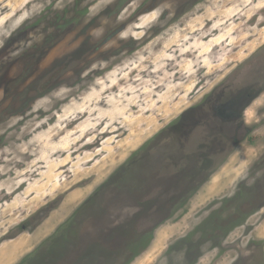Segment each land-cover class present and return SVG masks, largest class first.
Instances as JSON below:
<instances>
[{
  "label": "rangeland",
  "instance_id": "rangeland-1",
  "mask_svg": "<svg viewBox=\"0 0 264 264\" xmlns=\"http://www.w3.org/2000/svg\"><path fill=\"white\" fill-rule=\"evenodd\" d=\"M263 44L264 0H0V256L264 264V129L206 184L183 170L126 200L120 179L176 157L181 120Z\"/></svg>",
  "mask_w": 264,
  "mask_h": 264
},
{
  "label": "flooded vegetation",
  "instance_id": "flooded-vegetation-1",
  "mask_svg": "<svg viewBox=\"0 0 264 264\" xmlns=\"http://www.w3.org/2000/svg\"><path fill=\"white\" fill-rule=\"evenodd\" d=\"M244 63L243 66L241 63L236 64L231 69L229 79L215 84L212 96H203L200 99L197 105L199 111L195 117L187 114L189 116L181 120L187 130L181 143L173 135L167 141L168 146L173 145L176 148L174 151L177 153L176 157L173 153L167 154L164 157L166 164L153 167L144 165L150 164V155L146 154L138 165H134L136 169L132 168L137 172L132 181L120 178L122 185L124 182L132 186L126 200L158 198L160 195L157 197V194L161 191L158 189L153 192V188L156 189L153 187L156 180L158 184H165L167 179L175 177L183 170L191 182L206 184L232 157L242 152L241 148L245 144L255 141L253 135L264 129V44L257 53L246 57ZM219 84L221 86H218ZM256 103L258 106L254 107ZM250 111L255 118L254 121H248ZM261 140L263 141L260 142L264 143V138ZM135 157L136 155L133 158ZM259 161L260 167H264V151L260 155V160L255 163L259 165ZM169 165L179 169L171 172L168 170ZM161 171H165L164 175H161ZM195 171L200 175L194 176ZM259 183L261 182H255L256 193L253 195L256 200L264 199V186L258 188ZM155 205V202L151 203L149 213ZM250 209L252 208L249 207L248 210Z\"/></svg>",
  "mask_w": 264,
  "mask_h": 264
},
{
  "label": "bare ground",
  "instance_id": "bare-ground-1",
  "mask_svg": "<svg viewBox=\"0 0 264 264\" xmlns=\"http://www.w3.org/2000/svg\"><path fill=\"white\" fill-rule=\"evenodd\" d=\"M181 78V77H180ZM101 172V171H100ZM100 172H98L99 174H100ZM77 177V176H76ZM80 193V192H79ZM79 193H73L70 197H69V199L67 200V202H66V206L64 207V208H68L69 206H71V204L73 203V202H75V200H77L78 198H80L81 197V195H82V192H81V194H79ZM159 235H160V233H159ZM163 237H164V235L163 236H159V238H157V242H155V246L156 247H158L159 245H160V243H162V240H163ZM26 243V242H25ZM24 243V244H25ZM158 245V246H157ZM154 246V245H153ZM25 246L23 245V244H19V245H16V246H13V250L15 249V250H17V251H15V252H18V251H20V249H22V248H24ZM10 251L9 250H4L3 251V255L2 256H0V264H8L9 262H10V260L9 259H7V260H5V257L7 256V253H9ZM5 255V256H4ZM4 256V257H3ZM148 260V259H147ZM150 260V259H149ZM148 260V261H149ZM143 263V260H140L138 263H136V264H142ZM146 264V263H145Z\"/></svg>",
  "mask_w": 264,
  "mask_h": 264
}]
</instances>
